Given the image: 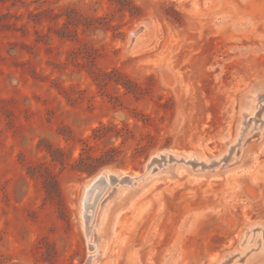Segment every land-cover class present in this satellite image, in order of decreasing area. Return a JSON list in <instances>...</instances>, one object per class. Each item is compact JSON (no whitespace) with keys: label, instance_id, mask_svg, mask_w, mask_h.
<instances>
[{"label":"rangeland","instance_id":"obj_1","mask_svg":"<svg viewBox=\"0 0 264 264\" xmlns=\"http://www.w3.org/2000/svg\"><path fill=\"white\" fill-rule=\"evenodd\" d=\"M0 15V264H264V0Z\"/></svg>","mask_w":264,"mask_h":264},{"label":"water","instance_id":"obj_2","mask_svg":"<svg viewBox=\"0 0 264 264\" xmlns=\"http://www.w3.org/2000/svg\"><path fill=\"white\" fill-rule=\"evenodd\" d=\"M145 27H146V25L143 24V25H142L141 27H139L136 31H134V32L132 33L131 41L135 38L136 34H139L141 31H143ZM164 156H165V155L163 154V155H160V156H154V157H152L151 160L149 161V163H148L147 166H146L145 172H146L147 170H149V169H150L155 163L159 162L160 159L163 158ZM102 177H103V176H102ZM123 179L131 180L132 177L129 176V175H124V176H123Z\"/></svg>","mask_w":264,"mask_h":264},{"label":"bare ground","instance_id":"obj_3","mask_svg":"<svg viewBox=\"0 0 264 264\" xmlns=\"http://www.w3.org/2000/svg\"><path fill=\"white\" fill-rule=\"evenodd\" d=\"M139 36H140L139 34H136V36H135L136 39ZM134 40H135V38L132 41H134ZM104 176L107 178V175H105V174L99 175L96 178H94V180L87 186L88 187V190H91V189L96 188V187H100L101 186V183H102L101 180H102V178H104ZM133 178H135V177H133Z\"/></svg>","mask_w":264,"mask_h":264},{"label":"trees","instance_id":"obj_4","mask_svg":"<svg viewBox=\"0 0 264 264\" xmlns=\"http://www.w3.org/2000/svg\"><path fill=\"white\" fill-rule=\"evenodd\" d=\"M9 25V23L8 22H6L4 19H3V17L0 15V28H4V27H7ZM103 127H104V125H103ZM89 157L90 158H93L95 161H100V160H102V156H99V157H94V156H91V155H89Z\"/></svg>","mask_w":264,"mask_h":264}]
</instances>
